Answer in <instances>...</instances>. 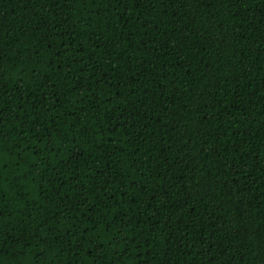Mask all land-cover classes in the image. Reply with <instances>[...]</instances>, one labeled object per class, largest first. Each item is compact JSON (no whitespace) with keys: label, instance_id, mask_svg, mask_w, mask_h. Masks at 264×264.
I'll return each instance as SVG.
<instances>
[{"label":"trees","instance_id":"1","mask_svg":"<svg viewBox=\"0 0 264 264\" xmlns=\"http://www.w3.org/2000/svg\"><path fill=\"white\" fill-rule=\"evenodd\" d=\"M0 264H264V0H0Z\"/></svg>","mask_w":264,"mask_h":264}]
</instances>
